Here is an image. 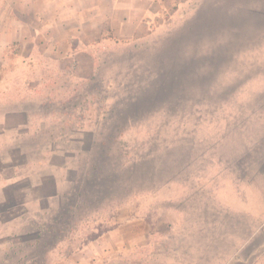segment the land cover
I'll return each mask as SVG.
<instances>
[{"label": "rangeland", "instance_id": "374dc122", "mask_svg": "<svg viewBox=\"0 0 264 264\" xmlns=\"http://www.w3.org/2000/svg\"><path fill=\"white\" fill-rule=\"evenodd\" d=\"M181 16L145 45V122L123 125L133 156L110 157L132 164L128 201L39 214L0 264H264V0ZM9 137L1 153L17 150Z\"/></svg>", "mask_w": 264, "mask_h": 264}, {"label": "crops", "instance_id": "0c3cea01", "mask_svg": "<svg viewBox=\"0 0 264 264\" xmlns=\"http://www.w3.org/2000/svg\"><path fill=\"white\" fill-rule=\"evenodd\" d=\"M207 2L227 11L246 4L0 0V137L10 134L17 148L0 152V251L31 234L39 214L60 213L80 197L119 193L128 201L132 164L110 157H132L133 134L123 125L145 122V45L177 13L181 26L198 19ZM29 140L37 141L31 149ZM113 140L126 143L115 148Z\"/></svg>", "mask_w": 264, "mask_h": 264}]
</instances>
